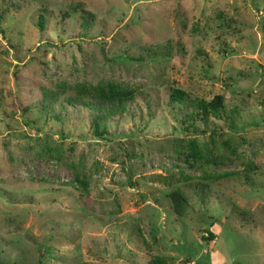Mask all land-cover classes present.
<instances>
[{
  "label": "rangeland",
  "instance_id": "1",
  "mask_svg": "<svg viewBox=\"0 0 264 264\" xmlns=\"http://www.w3.org/2000/svg\"><path fill=\"white\" fill-rule=\"evenodd\" d=\"M7 2L0 264H264V0ZM98 84L132 94L101 138L64 102ZM173 88L225 116L191 127Z\"/></svg>",
  "mask_w": 264,
  "mask_h": 264
},
{
  "label": "trees",
  "instance_id": "2",
  "mask_svg": "<svg viewBox=\"0 0 264 264\" xmlns=\"http://www.w3.org/2000/svg\"><path fill=\"white\" fill-rule=\"evenodd\" d=\"M12 0L5 4L11 5ZM38 20L43 21L44 17L39 16ZM168 104L170 107L178 108L183 113V121L188 122L193 127L195 122L207 123L208 118L222 119L225 116L223 96L216 95L209 102L202 100H192L179 89H169L167 91ZM56 95L46 97V100L55 104ZM132 100V94L115 84H98L89 89L79 90L74 96H69L64 102L68 105L77 106L92 110L96 116L90 119V126L96 135L101 138L104 135V124L116 117L119 118L126 110L128 102ZM79 181V180H78ZM82 186H86L84 181H79ZM85 189V187H84ZM169 199L172 209L177 216L183 217L187 209L188 200L181 191L170 193ZM209 238H202L205 241L214 238L212 234ZM148 264H167L166 260L160 256H154Z\"/></svg>",
  "mask_w": 264,
  "mask_h": 264
}]
</instances>
